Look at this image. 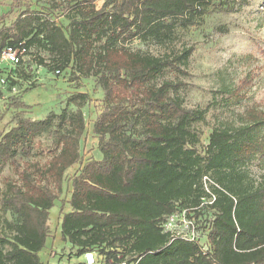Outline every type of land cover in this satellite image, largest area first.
Returning a JSON list of instances; mask_svg holds the SVG:
<instances>
[{
  "label": "trees",
  "instance_id": "trees-1",
  "mask_svg": "<svg viewBox=\"0 0 264 264\" xmlns=\"http://www.w3.org/2000/svg\"><path fill=\"white\" fill-rule=\"evenodd\" d=\"M217 5L224 4L35 0L0 32V49L23 44L39 65L93 78L103 95L92 125L99 159L84 161L81 153L89 103L83 93L42 120L16 116L1 135L0 169L10 166L15 179L0 188V264H42L38 254L58 199L68 258L93 252L98 264H264V179L256 182L250 170L264 166V111L246 109L236 124L212 128L203 144L198 125L206 111L184 105L180 80L158 83L166 74L184 76L193 48L154 56L127 45L137 38L171 43L177 29L193 27ZM21 66L4 77L8 92L17 88ZM246 83L229 96L239 99ZM7 99L8 109L29 112L21 96ZM37 138L49 141V160L21 161ZM179 212L198 233L193 240L164 232L166 219Z\"/></svg>",
  "mask_w": 264,
  "mask_h": 264
},
{
  "label": "rangeland",
  "instance_id": "rangeland-1",
  "mask_svg": "<svg viewBox=\"0 0 264 264\" xmlns=\"http://www.w3.org/2000/svg\"><path fill=\"white\" fill-rule=\"evenodd\" d=\"M216 1L224 5L209 6L193 27L177 29L171 43L157 44L153 40L140 38L127 43L131 50L154 56L175 53L184 47L193 48L186 74L177 78L166 74L159 78L158 83L180 80L183 84L180 96L184 105L206 111L205 121L198 125L203 144L207 143L212 128L226 123L236 124L238 116L246 109L264 111V0ZM34 7L35 0H0V32L12 26L26 9ZM34 52L29 51L22 61L21 70L25 71L19 73L16 92H8L6 85L0 88V137L15 125L16 116L33 121L42 120L50 113H60L66 107L69 96L83 93L88 95L89 103L82 109L86 128L81 141V153L84 161L99 159L92 125L101 111L102 91L93 78L75 79L70 68L59 74L49 71L38 64ZM9 70L10 66L0 63V79ZM244 80L247 83L240 91V98L235 100L230 97V92L239 88ZM32 86L34 88L26 89ZM24 90L27 91L23 93ZM10 96H21V101L30 107L29 112L19 113L8 109L7 98ZM70 109L74 110V107L70 106ZM48 147V140L37 138L31 156L20 160L37 161L44 165L50 158ZM77 168L74 166L67 171V179ZM250 170L256 182L264 179V166L253 164ZM11 179H15L13 169L8 165L3 166L0 169V188L4 187L6 180ZM64 187L69 188L67 181ZM68 197V191H64L60 198L63 200ZM60 205L58 199L49 210L50 236L38 255L42 264H79L82 256L72 255L68 258L70 247L61 240ZM68 210V205H65L64 211ZM181 213L177 219L181 220ZM6 217L9 218L8 215ZM182 234L187 235L188 229L182 227Z\"/></svg>",
  "mask_w": 264,
  "mask_h": 264
},
{
  "label": "built area",
  "instance_id": "built-area-1",
  "mask_svg": "<svg viewBox=\"0 0 264 264\" xmlns=\"http://www.w3.org/2000/svg\"><path fill=\"white\" fill-rule=\"evenodd\" d=\"M27 56V49L23 46V44H19L16 47L13 46H5L0 49V63L10 66V68H14L18 66L23 59ZM6 85V81L4 78L0 79V88ZM11 92H16V88H12ZM1 98V96H0ZM206 181V178H204ZM179 213L173 214L169 216L163 224L164 232H169L174 237H181L187 240H193L195 237V233L193 231V227L191 226V222L186 218L185 212L181 213V220L177 219L179 217ZM180 220V222L178 221ZM180 224H178V222ZM181 222L183 224H181ZM182 227L188 229V234H182ZM82 264H98V259L93 252H86L82 255Z\"/></svg>",
  "mask_w": 264,
  "mask_h": 264
}]
</instances>
